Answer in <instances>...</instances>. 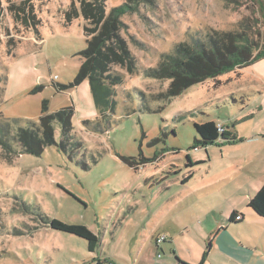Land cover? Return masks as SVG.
<instances>
[{
    "label": "rangeland",
    "instance_id": "rangeland-1",
    "mask_svg": "<svg viewBox=\"0 0 264 264\" xmlns=\"http://www.w3.org/2000/svg\"><path fill=\"white\" fill-rule=\"evenodd\" d=\"M0 2V76L6 78L0 123L10 121L8 142L16 132L11 120L20 127L37 123L43 101L48 113L73 110L67 139L55 124V144L39 156L21 154L18 144L9 151L0 146V264H96L98 254L116 264H172L174 257L191 260L188 250L204 253L203 216H225L234 206L244 211L249 200L235 189L255 184L264 153L250 141L199 148L194 124L236 123L243 134L251 126L241 123L251 117L246 104L264 100L242 92L251 83L250 67L173 97L164 96L170 81L145 71L190 37L235 31L239 22L264 46L257 35L264 37V0H137L110 30L126 45L132 64L110 68L108 74L121 80L111 86L113 110L105 109L104 117L88 79L75 82L84 61L78 54L86 48L84 20L79 14L68 22L65 14L71 4L78 9V1L31 0L38 36L14 22L6 0ZM120 5L134 1L105 0L99 25ZM41 218L85 226L99 239L95 253L84 240L46 228ZM163 235L168 238L156 249L154 240ZM206 264L221 262L212 255Z\"/></svg>",
    "mask_w": 264,
    "mask_h": 264
},
{
    "label": "trees",
    "instance_id": "trees-1",
    "mask_svg": "<svg viewBox=\"0 0 264 264\" xmlns=\"http://www.w3.org/2000/svg\"><path fill=\"white\" fill-rule=\"evenodd\" d=\"M77 1L79 8L76 9L71 4L69 11L65 14L68 22L78 18L79 14L84 20L83 32L86 48L78 54L84 61L80 65L75 82L88 79L95 107L104 117L105 109L113 110V105L109 103L112 95L111 86L121 80L118 76L108 74L110 68L113 66L120 67L123 63H127L130 69L132 64L126 45L118 36L116 39H112L116 33H110V30H115L120 16L135 10L137 0H131L134 1L133 6L120 5L112 8L101 25L99 24L103 18L105 0ZM5 8L14 22L30 27L37 33L36 27L39 21L31 0H6ZM1 12L0 2V14ZM262 30L264 33V13ZM93 32H97L98 35L92 39H87ZM252 33L253 31L250 30L248 24L239 22L235 31H213L205 34L203 39L190 37L188 41L174 46L170 53L162 54L157 67L147 69L145 73L147 77L155 80L170 81V88L164 96H177L192 85L204 83L208 79H215L236 69L246 68L264 58V46L260 44L261 39H254ZM257 35L264 41L261 33L257 32ZM5 81L6 78L0 76V93L2 92L1 86H4ZM62 89L63 87H58V91ZM140 102L143 107L147 105V100L143 98H140ZM72 114V108H61L54 113H48L47 102L43 101L37 123L28 122L26 127H20L18 119L11 120L16 127V132L10 138L11 143L7 140V133L11 127L8 123L10 121L0 123V146L9 151L12 150V144H18L21 148V154L39 156L45 147L55 144V124L60 126L63 138L67 139L72 129L70 122ZM227 128L213 121L194 124L197 135L194 140L195 145L205 149L217 141H220L221 144L236 143L238 139ZM193 149H197V147H193ZM191 176L190 174L187 179ZM248 207L257 216L264 219V186L250 198ZM238 217L232 213L229 222H236ZM41 219L46 228L84 240L87 243L88 252L97 249L99 239L85 226L65 224L56 219ZM204 257L205 254L198 264H202ZM95 262L102 264L99 260Z\"/></svg>",
    "mask_w": 264,
    "mask_h": 264
},
{
    "label": "crops",
    "instance_id": "crops-1",
    "mask_svg": "<svg viewBox=\"0 0 264 264\" xmlns=\"http://www.w3.org/2000/svg\"><path fill=\"white\" fill-rule=\"evenodd\" d=\"M262 59V62L259 61L260 63L257 62L248 66L250 69L246 72L249 74L252 84L248 85L247 91H242L246 97L252 96L264 100V61ZM254 85L255 88H253ZM253 103L255 105L251 106L248 102L245 106V114L251 117L241 122L251 124V126H246L249 131L244 132L246 131L244 130L243 134H240L236 123L231 128L228 127V124L222 125L224 128L228 127L227 129L239 141L234 144L224 143L222 145L235 146L244 141H250V144L258 146L261 152L264 153V116H260L264 112V105L259 104L257 101H253ZM260 161L263 162V166L254 172L255 184L249 186L247 190L241 187L235 189L236 192L244 195V200L246 198L250 200L264 186V157ZM246 203L245 201L242 204L244 211L240 207L234 206L231 208L230 213L225 216L204 215V220L200 223L202 232L199 239L206 245V251L198 256L192 250H188L191 260L174 257L172 264H198L204 254L202 264H206V260H209L212 255L217 257L221 264H264V219L257 216ZM232 213L239 216V219L234 223L229 222ZM166 237L168 238V236ZM155 240L154 246L157 249L158 245H156ZM95 251L96 249L90 253L94 254ZM159 251L163 255L162 250ZM158 255L156 253L155 256ZM95 260L112 262L106 255L102 256L100 254L96 255ZM140 261L141 259H138L137 264H140ZM112 263L116 264L114 261ZM166 264L170 263L167 262Z\"/></svg>",
    "mask_w": 264,
    "mask_h": 264
},
{
    "label": "built area",
    "instance_id": "built-area-1",
    "mask_svg": "<svg viewBox=\"0 0 264 264\" xmlns=\"http://www.w3.org/2000/svg\"><path fill=\"white\" fill-rule=\"evenodd\" d=\"M220 128V127H219ZM220 131H222V129H219ZM239 219V217H238ZM167 239L166 235H163V236H160V237H157L156 240H155V243L156 245H160L161 243H163L165 240ZM159 257V255H158ZM102 264H114L112 262H108V261H103Z\"/></svg>",
    "mask_w": 264,
    "mask_h": 264
}]
</instances>
